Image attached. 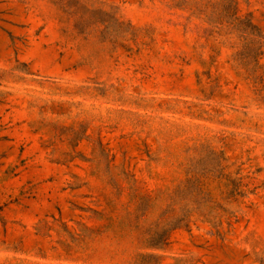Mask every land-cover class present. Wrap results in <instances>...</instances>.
I'll use <instances>...</instances> for the list:
<instances>
[{
  "label": "rangeland",
  "instance_id": "374dc122",
  "mask_svg": "<svg viewBox=\"0 0 264 264\" xmlns=\"http://www.w3.org/2000/svg\"><path fill=\"white\" fill-rule=\"evenodd\" d=\"M0 264H264V0H0Z\"/></svg>",
  "mask_w": 264,
  "mask_h": 264
}]
</instances>
